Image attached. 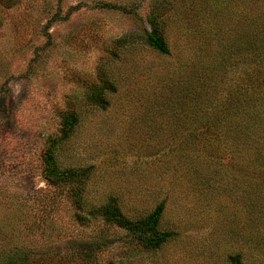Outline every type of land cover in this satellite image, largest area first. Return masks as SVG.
Wrapping results in <instances>:
<instances>
[{
  "label": "rangeland",
  "instance_id": "rangeland-1",
  "mask_svg": "<svg viewBox=\"0 0 264 264\" xmlns=\"http://www.w3.org/2000/svg\"><path fill=\"white\" fill-rule=\"evenodd\" d=\"M229 1L0 0V264H264V218L250 213L254 183L264 212V178L202 136L231 121L228 109L201 129V110L180 106L193 86L194 102L230 91L232 106L255 91V71L230 58L247 7ZM160 8L167 55L143 38ZM205 79L217 84L201 95ZM96 89L105 109L86 100ZM68 112L79 123L57 161L90 167L89 215L78 216L72 185L43 174ZM111 197L130 220L163 202L157 230L176 235L147 248L100 215Z\"/></svg>",
  "mask_w": 264,
  "mask_h": 264
},
{
  "label": "trees",
  "instance_id": "trees-1",
  "mask_svg": "<svg viewBox=\"0 0 264 264\" xmlns=\"http://www.w3.org/2000/svg\"><path fill=\"white\" fill-rule=\"evenodd\" d=\"M239 1L243 7L240 14L244 13L245 7H247V10H245V15L239 16L243 21V28L235 34L234 43L231 42L229 44L232 54L230 58L240 64H245L247 68L255 71V91L247 98L243 97L241 103L238 102L232 106L230 105L232 102L230 91H227L228 93L223 99L214 101V98L209 96L205 103L194 102V100H197V95L193 94L196 89V86H193L189 88L187 93L185 91L186 102L182 103L183 105L180 104V106L191 110H201L203 116L199 119L200 121L197 117L193 120L201 124V129L202 121H209L210 111L214 113V111L219 109H223L224 111L228 109L231 121L221 129H218L216 133L208 132L202 135L205 143H208V140H211L210 143L213 141V149L216 150V147L223 148L225 154L232 155L239 161L249 159L251 163L250 171L254 173V177L264 178V97H260L264 95H262L264 91V0H248L246 4H244L243 0ZM215 2L225 6L230 4L229 0H214L213 3ZM208 6L211 7L212 5L209 4ZM212 8L214 7L212 6ZM162 12L163 9L160 8L148 18L150 30L145 33L143 38L146 45L152 50L161 55H167L169 54V50L164 39V27L161 21L163 17ZM216 84L217 81L215 83L208 81L207 83V79H205L198 85V92L202 95V91L203 89L205 90L206 86L207 89L213 90ZM107 88H109V91L113 90V86L108 85ZM90 98L101 109H105L108 106L103 89L94 90L86 99L88 103H90ZM78 123L79 120L75 113L68 112L63 115L58 135H51L47 138L46 149L43 155V174L44 178L50 183L72 185L74 189L73 196L80 211L78 216H80L82 214H90L88 207H86L87 202L82 197L85 185L90 178V167L61 169L57 161L59 150L70 139ZM201 129L198 132L192 130V133H188L192 137H197L202 133L203 130ZM227 131L230 132V137L226 135ZM259 185L254 183L252 186L256 193L254 206L250 207V213L254 214L256 218L263 219L264 212L258 205L263 196V193L260 192L262 189H258ZM164 209L165 205L161 202L145 218L130 220L122 214L117 198L111 197L99 210V213L107 222L128 230L137 241H141L147 248L159 249L176 235L172 231L160 232L157 230ZM93 249L95 248H89L91 252ZM242 258L241 254H234L229 256L228 261L230 264H244Z\"/></svg>",
  "mask_w": 264,
  "mask_h": 264
}]
</instances>
